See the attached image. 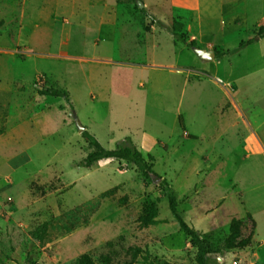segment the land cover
Wrapping results in <instances>:
<instances>
[{"label":"rangeland","instance_id":"1","mask_svg":"<svg viewBox=\"0 0 264 264\" xmlns=\"http://www.w3.org/2000/svg\"><path fill=\"white\" fill-rule=\"evenodd\" d=\"M143 1L161 2L137 3ZM137 6L0 0V264H76L82 254L95 263L108 257L111 264H196L162 181L184 222L210 234L213 247L222 245L232 220L241 221L249 244L225 252L222 264H264V39L257 36L264 0H246L242 23L235 8L222 16L221 35L188 9L176 7L168 19L156 9L158 19L181 24L186 40L195 35L206 51L262 41L212 61L182 43L174 47L156 25L160 31L141 46L138 37L150 24ZM113 18L122 32L104 38L100 20L113 27ZM41 86L64 91L73 115L103 148L130 139L153 158L158 179L144 181L123 161L80 167L92 148L65 100L40 95ZM149 204L158 224L139 230ZM43 223L39 242L32 232Z\"/></svg>","mask_w":264,"mask_h":264},{"label":"trees","instance_id":"2","mask_svg":"<svg viewBox=\"0 0 264 264\" xmlns=\"http://www.w3.org/2000/svg\"><path fill=\"white\" fill-rule=\"evenodd\" d=\"M132 1L138 4L137 2L139 0ZM139 12L149 17L150 25H156L158 28L169 32L174 42L182 43L190 49L196 47L194 41H187L186 36L184 34H181V24L174 23L171 27H168L160 20H157L154 16L149 15L144 8L139 9ZM257 36L259 39H264V28H259ZM254 42L255 40L250 39L244 44H241L231 50L213 51L214 59L220 60L224 57L235 55L243 48L252 45ZM39 94L42 96L64 99L69 106L70 113L72 115L74 114L73 107L71 103H69V99L64 91L41 86ZM178 124L185 134L183 120L181 118H178ZM82 137L87 140L92 148V152L81 162L80 167L84 169H90L94 165L102 161H123L126 164L132 165L141 175L144 181L154 183L155 179H158V176L153 171L151 165L153 158L150 155L143 156L139 149L132 144L130 139L125 138L119 145H117L115 149L108 150L103 148L88 132L84 131L82 133ZM159 186L160 188H162V191L165 194L169 213L172 219L176 222L179 231L184 236H186L196 248V264H222L220 262V258L223 257L225 252L234 249L242 250L248 246L250 239L249 237L242 236L241 231L243 229V226L241 221L232 220L228 226V235L223 240L222 245L213 247L211 243L212 236L210 234L201 235L197 230H194L184 222L181 213L177 209V201L173 189L169 185H167L165 181H162ZM137 221L139 230H146L158 224V212L155 205H147ZM47 226V223H43L42 225L37 227L32 232L33 238L39 242H42L46 235ZM252 226H255L253 222ZM135 252L137 253L138 250H135ZM144 261L147 262V256H145ZM147 263L152 264V262L150 261H148ZM76 264H111V260L108 257H104L99 263H95L87 254H82L76 259Z\"/></svg>","mask_w":264,"mask_h":264},{"label":"crops","instance_id":"3","mask_svg":"<svg viewBox=\"0 0 264 264\" xmlns=\"http://www.w3.org/2000/svg\"><path fill=\"white\" fill-rule=\"evenodd\" d=\"M225 1H226V3H225ZM153 3H151V2L146 3L145 1H143L142 5H143L145 11L154 17H156L155 16L156 9L157 10H163L164 14L166 15V18L171 14L172 10L176 7L188 9L194 15V18H197L200 15L209 18V20H211V22L215 25V26L213 25L215 32H220L219 33L220 35L222 34V30L224 28L223 25L221 24V21L223 20L222 16H224L226 13L229 16H232V14L234 15L235 12L239 13L240 18H241L240 23H242L243 17L245 16L244 12L246 9V6H245L246 0H233V1H229V0H161L160 3H155V4H153ZM234 8H235V10H234L235 12L233 11ZM237 8L242 9V11L238 12L239 9L236 11ZM263 16H264V14L260 18H262ZM115 19H114L115 26H113V27L108 26L106 24L107 23L106 20H103V19L100 20V24H99L101 26L100 31L104 32V38H107V36L109 35L110 39H112L113 34H114V30H116L119 35L121 34L123 26L120 27V26L116 25L117 20H115ZM127 19H129V18H127ZM124 20H126V19H124ZM145 20L147 21L148 24H150L147 16H146ZM157 20H160V19L157 18ZM162 20H165V19L163 18ZM162 20H160V21L163 22L166 26H168ZM114 21L112 20L113 23H114ZM126 22H129V20H126ZM216 25H217V27H216ZM156 31H160V30H158V28L156 26L150 25L149 29L146 32H144L140 36L138 35L139 36L138 42L140 43V45L145 47L146 44H148V42L146 40L149 39V36L152 37V35L154 33H157ZM191 38L192 39L190 41L195 42V39H196L195 44L200 46V43H199L197 37H195V35H192ZM259 40H262V39H259ZM261 42L262 41H260V42L255 41L254 43L259 44ZM155 44L153 45V48L156 47ZM176 44H178V42L176 43L173 40L174 47ZM197 48H199V47H197ZM199 49L206 51L203 47H201ZM231 49H233V48H231ZM224 51H227V50H224ZM207 52H210V51H207ZM105 62L108 64H111L113 61L112 60H106ZM129 64H133V63H129ZM176 68H178V67H176ZM182 72H183L182 69L178 70V73L181 74ZM256 230L258 231V228ZM261 242L264 243V241H261Z\"/></svg>","mask_w":264,"mask_h":264},{"label":"water","instance_id":"4","mask_svg":"<svg viewBox=\"0 0 264 264\" xmlns=\"http://www.w3.org/2000/svg\"><path fill=\"white\" fill-rule=\"evenodd\" d=\"M138 6L139 8H143V5L140 3H138ZM192 51L202 61H212L214 59V55L212 52H207L197 47L193 48ZM73 121H74L75 127L77 128V132L79 134H82L85 130L82 127V125L79 123L75 115H73Z\"/></svg>","mask_w":264,"mask_h":264}]
</instances>
